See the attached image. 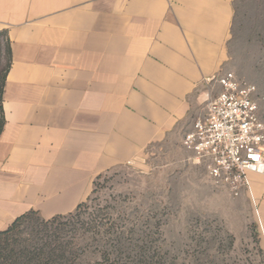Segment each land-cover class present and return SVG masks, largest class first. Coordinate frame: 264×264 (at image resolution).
I'll return each instance as SVG.
<instances>
[{
    "label": "crops",
    "instance_id": "crops-1",
    "mask_svg": "<svg viewBox=\"0 0 264 264\" xmlns=\"http://www.w3.org/2000/svg\"><path fill=\"white\" fill-rule=\"evenodd\" d=\"M237 1L0 0V231L31 210L70 213L100 174L183 143L220 91L207 79L230 63ZM249 176L264 196V173Z\"/></svg>",
    "mask_w": 264,
    "mask_h": 264
},
{
    "label": "rangeland",
    "instance_id": "rangeland-1",
    "mask_svg": "<svg viewBox=\"0 0 264 264\" xmlns=\"http://www.w3.org/2000/svg\"><path fill=\"white\" fill-rule=\"evenodd\" d=\"M32 6L45 4L23 8ZM235 10L225 70L256 86L264 120V0H238ZM0 39L1 84L12 52L7 30ZM1 103L2 97L0 127ZM190 157L183 143H158L141 159L100 174L61 230L49 229L52 241L77 244L87 264H264V196L255 185L233 196ZM259 185L264 191V179Z\"/></svg>",
    "mask_w": 264,
    "mask_h": 264
},
{
    "label": "built area",
    "instance_id": "built-area-1",
    "mask_svg": "<svg viewBox=\"0 0 264 264\" xmlns=\"http://www.w3.org/2000/svg\"><path fill=\"white\" fill-rule=\"evenodd\" d=\"M220 86L206 101L205 112L185 133L190 160L206 168L212 182L233 196L250 189V173H264V120L254 98L256 86L234 71L207 79Z\"/></svg>",
    "mask_w": 264,
    "mask_h": 264
},
{
    "label": "trees",
    "instance_id": "trees-1",
    "mask_svg": "<svg viewBox=\"0 0 264 264\" xmlns=\"http://www.w3.org/2000/svg\"><path fill=\"white\" fill-rule=\"evenodd\" d=\"M5 30L0 31V36ZM8 40L6 49L11 57V45ZM1 45V39H0ZM5 82V79H4ZM0 84V97L3 100L5 83ZM3 111V104L1 103ZM2 113V124L4 125ZM84 205L79 204L76 211ZM59 214L51 218H43L36 210H31L18 216L5 230L0 231V264H85L78 252L80 247L60 241H52L49 229L59 231L65 225L63 219L72 216ZM87 264V262H86ZM90 264V263H88Z\"/></svg>",
    "mask_w": 264,
    "mask_h": 264
}]
</instances>
